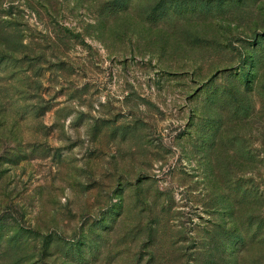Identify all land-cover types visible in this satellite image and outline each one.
Instances as JSON below:
<instances>
[{"label": "rangeland", "instance_id": "rangeland-1", "mask_svg": "<svg viewBox=\"0 0 264 264\" xmlns=\"http://www.w3.org/2000/svg\"><path fill=\"white\" fill-rule=\"evenodd\" d=\"M0 264H264V0H0Z\"/></svg>", "mask_w": 264, "mask_h": 264}, {"label": "trees", "instance_id": "trees-1", "mask_svg": "<svg viewBox=\"0 0 264 264\" xmlns=\"http://www.w3.org/2000/svg\"><path fill=\"white\" fill-rule=\"evenodd\" d=\"M234 203L236 204V201L234 200Z\"/></svg>", "mask_w": 264, "mask_h": 264}]
</instances>
